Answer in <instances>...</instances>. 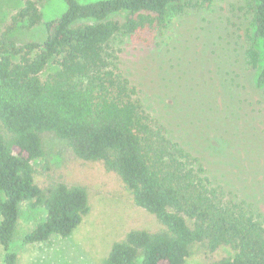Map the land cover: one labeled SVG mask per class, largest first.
Segmentation results:
<instances>
[{
	"label": "trees",
	"instance_id": "16d2710c",
	"mask_svg": "<svg viewBox=\"0 0 264 264\" xmlns=\"http://www.w3.org/2000/svg\"><path fill=\"white\" fill-rule=\"evenodd\" d=\"M43 1L23 0L0 31L3 264H16L10 244L23 204L45 210L22 236L24 244L69 236L89 209L86 187L53 174L47 161L42 180L35 179L34 163L46 155L43 133L64 140L79 159L101 162L162 225L129 230L103 264H183L194 247L206 264H264V173L250 183L263 205L214 181L199 155L145 110L120 58L129 48L154 47L172 16L209 8L214 0H63L65 10L42 21ZM237 8L253 29L246 55L264 87V0H242ZM41 23L43 41H14L18 25ZM222 248L229 254L213 256Z\"/></svg>",
	"mask_w": 264,
	"mask_h": 264
},
{
	"label": "rangeland",
	"instance_id": "374dc122",
	"mask_svg": "<svg viewBox=\"0 0 264 264\" xmlns=\"http://www.w3.org/2000/svg\"><path fill=\"white\" fill-rule=\"evenodd\" d=\"M240 3L214 0L209 8L172 16L170 30L154 47L129 48L120 58L143 107L164 123L168 136L199 155L214 181L232 184L239 196L255 197L263 205L251 191H257L252 184L264 173V87H258V68L246 55L253 29L237 8ZM22 4L23 0H0V31ZM39 9L43 21L62 13L65 3L44 0ZM12 37L17 44L41 42L46 29L43 23L21 24ZM41 137L46 155L34 163L35 179L42 180L47 161L53 174L86 187L89 209L69 236L24 244L22 236L45 210L23 204L10 244L17 253L16 264H103L113 242L129 230L162 228L153 214L133 203L121 179L101 162L77 158L64 140L50 133ZM225 254L229 252L222 248L213 256ZM2 260L0 246V264ZM206 262V255L194 247L183 264Z\"/></svg>",
	"mask_w": 264,
	"mask_h": 264
}]
</instances>
